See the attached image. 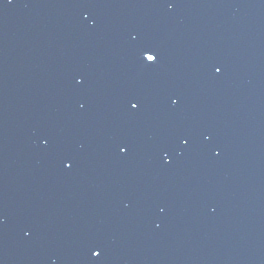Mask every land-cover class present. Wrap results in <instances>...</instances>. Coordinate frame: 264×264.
<instances>
[{"label": "snow or ice", "instance_id": "obj_1", "mask_svg": "<svg viewBox=\"0 0 264 264\" xmlns=\"http://www.w3.org/2000/svg\"><path fill=\"white\" fill-rule=\"evenodd\" d=\"M146 52H148V51H146ZM157 60H158V55H157V54L154 55V56H149V57H147V61H150V62H153V63H155ZM216 71L219 72L220 69L217 68ZM131 107H132V108H137V107H138V104H137V103H132V104H131ZM123 150H125V149H123ZM97 254H98V253H97Z\"/></svg>", "mask_w": 264, "mask_h": 264}]
</instances>
